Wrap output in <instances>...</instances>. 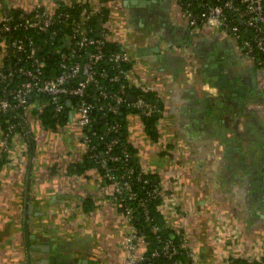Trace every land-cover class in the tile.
Masks as SVG:
<instances>
[{"label": "crops", "instance_id": "crops-1", "mask_svg": "<svg viewBox=\"0 0 264 264\" xmlns=\"http://www.w3.org/2000/svg\"><path fill=\"white\" fill-rule=\"evenodd\" d=\"M31 1L0 0V16ZM37 1L51 8L67 0ZM87 1L106 3L107 39L132 55L128 83L162 101L156 139L132 112L126 138L160 187L165 225L184 233L196 264L258 259L264 92L250 77L254 66L263 87L258 65L242 57L224 30L189 25L174 0ZM33 106L0 159V264H127L126 219L110 200L112 185L95 166L73 169L84 154L74 121L53 128Z\"/></svg>", "mask_w": 264, "mask_h": 264}, {"label": "built area", "instance_id": "built-area-1", "mask_svg": "<svg viewBox=\"0 0 264 264\" xmlns=\"http://www.w3.org/2000/svg\"><path fill=\"white\" fill-rule=\"evenodd\" d=\"M87 2V0H67L62 4H55L54 8H47L36 3L30 9H20L16 15L5 10L0 16V113L15 110L13 117L24 115L30 108V99L33 93H41L47 96V102L51 105L53 115L58 116L63 112L69 101L72 114L68 116L80 127V142L84 152H88L94 159H99V165L104 171L107 183L112 185L110 200L114 207L126 219V228L123 233V247L127 264H155L158 257L171 259L174 263L178 247L185 249L187 258L185 264H196L194 252L186 246L184 233H178V245L172 238H162L156 234L158 246L149 252L146 261L145 248L149 239L145 227L137 222L136 210L147 220H152L149 213V204L152 200L161 197L160 187L152 183L149 177L144 176L143 168L135 170L128 164L130 152L125 146L117 151L113 148L117 145L118 137L111 135L103 141V150H98L94 143L91 127L95 117L92 115L94 102L101 100L99 108L115 112L119 105L126 103L139 110L141 114L149 115L157 109L151 101L141 96L134 97L133 101L125 98L127 72L120 66V62L129 61L132 55L121 48L105 50L103 45L107 39V31L102 29L98 35L90 34L91 28H87L80 20L71 15L69 10L61 9L60 5L71 8L75 4ZM182 6V15L188 24L194 26L198 23L227 31L235 41L238 50L244 57L255 65L264 68V0H177ZM90 12L101 10L102 3L91 6ZM61 7V6H60ZM87 17L85 10L81 18ZM66 24L69 28L64 35V41L58 46L57 65L59 72L55 75L45 76V60L38 54L39 44L35 42L32 34L26 32L13 35L17 28L50 31L55 23ZM107 58L115 63V71L110 79L117 82V89L112 100H106L107 91L99 81L107 76L104 69H97L96 62ZM3 58L7 59L6 66ZM84 75L85 78H81ZM17 77V79H15ZM75 80V82H72ZM14 81V82H13ZM95 83V87L91 85ZM9 82H13L9 86ZM264 83V82H263ZM93 88V100L90 99ZM96 93L94 94V90ZM71 97L74 98L71 103ZM21 110V111H20ZM18 122L10 120L0 135V159L8 149L11 138L16 131ZM119 128L118 122H110L106 125L99 138L105 134L115 133ZM123 158V165L116 166L108 161L115 162ZM140 182V189L136 183ZM150 229L156 231L158 225L151 223Z\"/></svg>", "mask_w": 264, "mask_h": 264}, {"label": "trees", "instance_id": "trees-1", "mask_svg": "<svg viewBox=\"0 0 264 264\" xmlns=\"http://www.w3.org/2000/svg\"><path fill=\"white\" fill-rule=\"evenodd\" d=\"M60 3L62 4L63 2ZM60 6H59V10L61 9L69 10L72 16L80 20H83V24L87 28H91L90 34L98 35L101 33L102 29H105L107 31V27L105 26V21L108 14L107 13L108 8L104 4H102L101 10L97 12H90L91 7L88 5L87 2L75 4L71 8H66L65 5H60ZM19 10L20 9L18 8H12L7 11L9 13L16 15ZM83 10H85V14L87 15V17L84 16L83 18H81V13ZM51 29H54L56 31V34H51L50 31L41 32L37 30H27L23 28H17V30L13 31L14 36L23 32L32 34L35 42L39 44L38 54L42 56L43 59L45 60V66H44L45 76L55 75L59 72V68L57 65L58 62L57 59L59 53L57 49L58 46H60L64 41L63 38L65 33L68 32L69 30L66 24L60 22L53 24ZM103 49L116 50V49H121V47L117 46L115 43L109 40H106L103 45ZM3 59H4L3 64L6 66L7 59L6 58ZM130 62L131 60L120 62V66L127 72L131 64ZM114 65L115 63L113 61L108 60L106 57L97 61L95 65L97 69H104L107 72V76L103 77L101 80L99 79V81L102 82L106 88L107 91L106 100H112L114 98V94L117 89V82L110 79V76L115 71ZM15 79H17V77H15ZM125 81H126L125 98H127L129 94H132L134 97L141 96L147 101H151L152 103H154L157 106V109L149 115H144L141 114L139 110H137L136 108H133L132 106L126 103H122L119 105L117 111L111 112L99 108V104L101 103L100 99H98L96 103L95 101H93L95 105L92 108V115L95 117V119L91 127V131L94 132L92 134V138L94 143H96L98 150L102 151L104 147L103 141L109 139L111 135H116L118 137V142L117 145L113 148V151L118 152V149L121 146H125L129 150L131 155L130 158L127 160L128 161L127 163L132 165L135 170H138L141 167L136 161L135 148L129 143V141L126 138L127 123H126L125 113L128 110H132L135 112L137 111L141 115V120L146 133H148L151 138L156 139L157 137L156 123L158 117H160V115L162 114L163 104L154 91L144 89L140 86L131 85L128 83L127 79ZM13 82H9V86ZM72 82H75V80H73ZM88 88L91 92L90 99L93 100V88L91 85H88ZM33 101H35V106H33L32 112L37 113L41 117V120L45 125L54 128L57 124H64L67 121H69V116H68L69 106H66L63 112L59 113L58 116H54L51 105L47 102V96L45 94L33 93L30 99V103H32ZM73 101L74 98L71 97V103H73ZM14 113L15 110H8L5 113H0V122L3 129L5 128L7 122L10 120L18 122L17 127L15 129L16 130L19 129L20 125L22 124L23 115L13 117L12 114ZM110 122H118L119 128L117 132L108 133L105 134L103 138H99L100 134L103 132L106 125ZM98 160L99 159H94L90 153L84 152L82 160L78 163H75L72 166L74 171H82L89 166H95L98 170V173L102 181L104 183H107L106 177L104 175V171L100 167ZM123 161H124L123 158L120 157L115 162H111V161L108 162L109 164H114L119 167L123 165ZM144 176L149 177L150 181L153 184L157 183L154 179V176L151 173L147 172L144 174ZM136 185H137L136 188L140 189L139 186L140 182L139 183L137 182ZM160 199L161 197H158L152 200L149 204V213L150 216L152 217V220H147L140 212L139 208L136 210L137 222L141 226L145 227L144 233L147 235L149 239V244L145 248L146 261H148L150 250L158 246L157 238L155 237L156 234H159L162 238L164 237L172 238L173 242L176 243V245H178L179 242L178 233L172 229H169L164 223L163 216L158 208ZM151 223H156L158 225V229L156 231L150 229ZM174 259L176 260V263H174L171 259H166L162 257L155 258L154 261L155 264H185L187 260L185 256V249H183L182 247H178ZM228 264H264V251L258 259H252V260L231 256L229 257Z\"/></svg>", "mask_w": 264, "mask_h": 264}, {"label": "rangeland", "instance_id": "rangeland-1", "mask_svg": "<svg viewBox=\"0 0 264 264\" xmlns=\"http://www.w3.org/2000/svg\"><path fill=\"white\" fill-rule=\"evenodd\" d=\"M175 1V6L176 7H179V15H180V17L181 18H184L183 17V15H182V7H181V5L177 2V0H174ZM32 2V3H31ZM30 3H28V4H30V6L29 7H27V8H25L24 7V9H30L31 7H33L36 3H40L42 6H44V4L43 3H41V2H38L37 0H32ZM92 3H94L93 1H92ZM102 4H104L105 6H106V3L105 2H101ZM52 4V3H51ZM50 4V5H51ZM54 4H56V3H54ZM49 5V6H50ZM45 7H47L48 8V6L47 5H45ZM55 7V5H53V7H51V8H54ZM107 7V6H106ZM224 32L225 33H227L225 30H224ZM230 38H232L231 36H230ZM233 40V39H232ZM233 43H234V46H235V49L236 50H238V48H237V45H236V43H235V41L233 40ZM0 44H2V41L0 42ZM242 57H243V55H242ZM244 58H246V57H244ZM258 72H260V74H262V76H263V81H264V68L262 67V66H258ZM128 112H132L133 114H137L140 118H141V115L136 111H132V110H128L126 113H128ZM126 113H125V118H126ZM128 122V120L126 119V123ZM72 124H73V129H75V132L76 133H80V127L75 123V122H72ZM57 125H60V124H57ZM158 128V127H157ZM163 139L164 140H166V137H163ZM162 141V140H161ZM162 143H163V141H162ZM179 229V228H178ZM127 263V262H126Z\"/></svg>", "mask_w": 264, "mask_h": 264}, {"label": "water", "instance_id": "water-1", "mask_svg": "<svg viewBox=\"0 0 264 264\" xmlns=\"http://www.w3.org/2000/svg\"><path fill=\"white\" fill-rule=\"evenodd\" d=\"M222 77L224 78V76H222V75L219 76V80H222L223 79ZM250 77H251V84H252V86H255L256 85V67H254V66L250 70ZM81 78L84 79L85 76L82 75ZM91 85L93 87H95V83L93 81H91ZM95 93H96V89L94 90V94ZM127 100L130 101V102L133 101L134 100V96L132 94H129L127 96ZM68 103H69V101L67 102V105L70 106ZM71 114H72V112H71V110H69V116H71ZM27 255H28V258L27 259H30L29 253Z\"/></svg>", "mask_w": 264, "mask_h": 264}, {"label": "flooded vegetation", "instance_id": "flooded-vegetation-1", "mask_svg": "<svg viewBox=\"0 0 264 264\" xmlns=\"http://www.w3.org/2000/svg\"><path fill=\"white\" fill-rule=\"evenodd\" d=\"M241 53V52H240ZM242 54V53H241ZM262 85H263V87L262 88H260V85H258V83L256 82V85H255V87L256 88H259V89H257V91H261V92H264V83H262Z\"/></svg>", "mask_w": 264, "mask_h": 264}]
</instances>
